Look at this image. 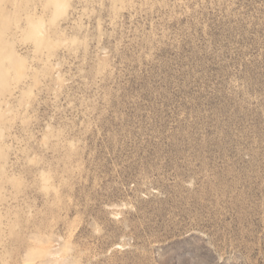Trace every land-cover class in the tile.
<instances>
[{
	"label": "rangeland",
	"instance_id": "1",
	"mask_svg": "<svg viewBox=\"0 0 264 264\" xmlns=\"http://www.w3.org/2000/svg\"><path fill=\"white\" fill-rule=\"evenodd\" d=\"M0 264H264V0H0Z\"/></svg>",
	"mask_w": 264,
	"mask_h": 264
}]
</instances>
